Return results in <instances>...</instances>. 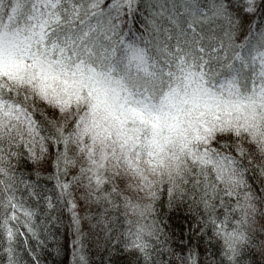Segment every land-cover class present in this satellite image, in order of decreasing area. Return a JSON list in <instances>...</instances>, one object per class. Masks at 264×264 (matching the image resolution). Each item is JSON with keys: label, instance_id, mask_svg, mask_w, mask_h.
Masks as SVG:
<instances>
[{"label": "snow or ice", "instance_id": "snow-or-ice-1", "mask_svg": "<svg viewBox=\"0 0 264 264\" xmlns=\"http://www.w3.org/2000/svg\"><path fill=\"white\" fill-rule=\"evenodd\" d=\"M0 264H264V0H0Z\"/></svg>", "mask_w": 264, "mask_h": 264}]
</instances>
